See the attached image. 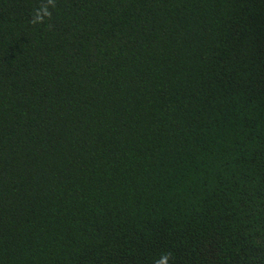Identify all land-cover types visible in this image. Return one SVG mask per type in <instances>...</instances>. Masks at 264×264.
<instances>
[{
	"label": "trees",
	"instance_id": "trees-1",
	"mask_svg": "<svg viewBox=\"0 0 264 264\" xmlns=\"http://www.w3.org/2000/svg\"><path fill=\"white\" fill-rule=\"evenodd\" d=\"M165 255L264 264V0H0V264Z\"/></svg>",
	"mask_w": 264,
	"mask_h": 264
},
{
	"label": "clouds",
	"instance_id": "clouds-1",
	"mask_svg": "<svg viewBox=\"0 0 264 264\" xmlns=\"http://www.w3.org/2000/svg\"><path fill=\"white\" fill-rule=\"evenodd\" d=\"M45 15H48L47 12H45ZM170 255V254H169ZM169 255L163 256L159 261H157V264H167V260L169 258Z\"/></svg>",
	"mask_w": 264,
	"mask_h": 264
}]
</instances>
